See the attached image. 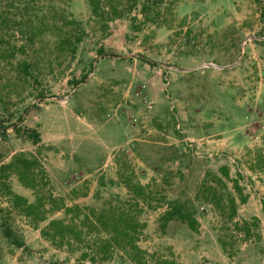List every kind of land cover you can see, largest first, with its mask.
<instances>
[{
	"label": "rangeland",
	"instance_id": "1",
	"mask_svg": "<svg viewBox=\"0 0 264 264\" xmlns=\"http://www.w3.org/2000/svg\"><path fill=\"white\" fill-rule=\"evenodd\" d=\"M113 2L0 0V264H264V0ZM52 198L131 212L145 259L46 236Z\"/></svg>",
	"mask_w": 264,
	"mask_h": 264
},
{
	"label": "trees",
	"instance_id": "2",
	"mask_svg": "<svg viewBox=\"0 0 264 264\" xmlns=\"http://www.w3.org/2000/svg\"><path fill=\"white\" fill-rule=\"evenodd\" d=\"M88 1L93 12L97 15L107 13L110 16H122V14L129 9L125 5H121V9L118 8L113 0ZM153 1L154 0H142V10L145 16H148L149 11L152 9L154 5ZM101 51L103 52L102 48ZM13 127L15 131L19 133L20 129L14 124ZM5 130L6 128H4V131ZM28 136L34 143H39L41 140L40 133L35 129L29 130ZM24 163L25 164L21 165L22 167H17L16 163L12 162L4 166V168L17 167V171L20 173L21 177L22 175L28 177L27 171L30 169V162L25 160ZM224 175L229 178V172L227 170H224ZM27 185L31 184L27 183ZM242 201H246L245 198H242ZM52 202L57 203L56 209L59 211L62 210L65 214L63 218L52 220L49 228L44 231V234L51 237L54 241L64 242L73 239L78 242H85L88 236L96 234L95 246H97L96 255L98 257L106 259L112 249L121 248L126 251L135 262L140 263L145 259L144 256L146 252L138 244L139 235L142 229H144L145 224L131 212L119 207L117 209L110 207L109 209L99 211L87 206H67L64 202L55 198H52ZM218 203L221 204L219 200ZM15 205L23 207L27 212L35 210L38 206L28 204L27 200L20 196L15 197ZM229 209L231 211L230 217L233 219L237 213V203L232 196H230ZM191 225L193 226V224ZM244 227L243 230L245 233L250 234L251 229L248 221L244 222ZM5 235L12 243L19 247L24 243L10 227H6ZM83 256L86 257L88 255L85 252ZM157 264L178 263L174 260L161 259Z\"/></svg>",
	"mask_w": 264,
	"mask_h": 264
}]
</instances>
